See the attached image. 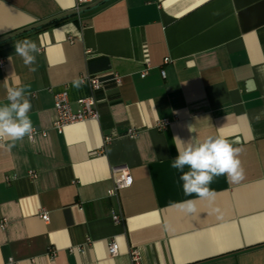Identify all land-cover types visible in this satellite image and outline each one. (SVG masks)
Returning <instances> with one entry per match:
<instances>
[{
	"label": "crops",
	"instance_id": "obj_1",
	"mask_svg": "<svg viewBox=\"0 0 264 264\" xmlns=\"http://www.w3.org/2000/svg\"><path fill=\"white\" fill-rule=\"evenodd\" d=\"M74 5L0 0V104L7 87L31 85L38 132L10 151L0 141V264H130L133 250L139 264H264V0ZM24 39L40 48L36 72L15 54ZM86 76L106 82L73 87ZM60 92L72 111L92 98L98 120L57 133ZM209 135L240 148L244 169L239 183L215 178L211 203L185 196L171 168L180 141ZM115 167L132 179L116 198ZM186 200L195 213L176 206Z\"/></svg>",
	"mask_w": 264,
	"mask_h": 264
},
{
	"label": "clouds",
	"instance_id": "obj_2",
	"mask_svg": "<svg viewBox=\"0 0 264 264\" xmlns=\"http://www.w3.org/2000/svg\"><path fill=\"white\" fill-rule=\"evenodd\" d=\"M14 51L30 72L37 71L40 48L35 41H16ZM72 83L74 88L80 89L84 80L76 79ZM30 89L29 84L9 86L6 89L8 103L0 104V141H10L6 145L9 151L16 146L17 141H22L25 136L31 139L35 132L29 115L32 109ZM176 146L178 155L172 160L171 168L179 173L185 196L195 195L197 199L211 203L216 197L215 190L211 188L215 178L227 176L231 183H239L244 179V169L239 159L241 149L234 147L223 136L209 135L202 140L191 137ZM176 206L189 214L197 211L194 200H186ZM8 264H14L13 257H9Z\"/></svg>",
	"mask_w": 264,
	"mask_h": 264
},
{
	"label": "built area",
	"instance_id": "obj_3",
	"mask_svg": "<svg viewBox=\"0 0 264 264\" xmlns=\"http://www.w3.org/2000/svg\"><path fill=\"white\" fill-rule=\"evenodd\" d=\"M95 0H75L74 11L79 14V12L85 6L91 5L94 3ZM169 60L165 59L164 63H168ZM0 65L2 62L0 61ZM149 69V64L146 62V70L141 73V77L144 78L146 76L147 70ZM161 76L165 77V72L161 71ZM84 83H86L92 91H98L103 88L106 81L103 79L96 77V76H86L84 79ZM112 82L117 83L118 78L116 76H112ZM53 102H54V110L55 112V120L52 124V128L57 133H62L63 129L67 126L72 124H77L86 120H98V111L96 109V103L92 98H84L79 100L78 103V110L72 111L70 102L68 100V96L65 92L56 93L53 95ZM38 134L37 130L32 134V140L34 136ZM130 135H134V132L130 131ZM42 136H45V133L41 132ZM105 142L110 140L109 137H106ZM128 171L126 168L122 167H115L112 169V188L107 191L108 197L116 198L118 196V192L120 190L127 189L132 184V179L129 177ZM29 177L31 179L36 178V174L30 172ZM40 219L44 223H48V215L46 212L40 213ZM112 221L114 223H120L122 218L119 214L112 215ZM108 253L110 256L114 257L117 255L118 252V245L111 240L108 243ZM9 261V260H8ZM130 264H139V254L137 251L133 250L131 252V263Z\"/></svg>",
	"mask_w": 264,
	"mask_h": 264
},
{
	"label": "trees",
	"instance_id": "obj_4",
	"mask_svg": "<svg viewBox=\"0 0 264 264\" xmlns=\"http://www.w3.org/2000/svg\"><path fill=\"white\" fill-rule=\"evenodd\" d=\"M56 23H57V21H53V22H51V23H49V24H47V25L43 26L42 28H44V27H47V26L54 25V24H56Z\"/></svg>",
	"mask_w": 264,
	"mask_h": 264
},
{
	"label": "water",
	"instance_id": "obj_5",
	"mask_svg": "<svg viewBox=\"0 0 264 264\" xmlns=\"http://www.w3.org/2000/svg\"><path fill=\"white\" fill-rule=\"evenodd\" d=\"M104 2H108V0H104ZM97 7H98V5L94 6L92 9H95V8H97ZM79 14H82L81 11L79 12ZM79 14H78V15H79Z\"/></svg>",
	"mask_w": 264,
	"mask_h": 264
}]
</instances>
